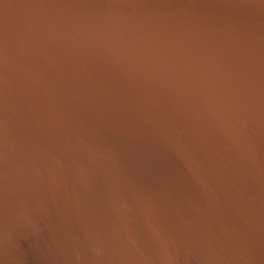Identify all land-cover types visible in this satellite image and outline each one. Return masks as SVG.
I'll return each instance as SVG.
<instances>
[{
	"label": "water",
	"instance_id": "95a60500",
	"mask_svg": "<svg viewBox=\"0 0 264 264\" xmlns=\"http://www.w3.org/2000/svg\"><path fill=\"white\" fill-rule=\"evenodd\" d=\"M0 24V264H264V0Z\"/></svg>",
	"mask_w": 264,
	"mask_h": 264
},
{
	"label": "snow or ice",
	"instance_id": "6c2138e0",
	"mask_svg": "<svg viewBox=\"0 0 264 264\" xmlns=\"http://www.w3.org/2000/svg\"><path fill=\"white\" fill-rule=\"evenodd\" d=\"M5 35L2 24H0V54L3 53L4 47H5Z\"/></svg>",
	"mask_w": 264,
	"mask_h": 264
}]
</instances>
